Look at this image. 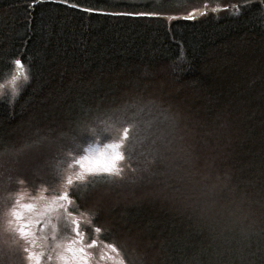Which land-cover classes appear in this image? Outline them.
Here are the masks:
<instances>
[{"label":"trees","instance_id":"trees-1","mask_svg":"<svg viewBox=\"0 0 264 264\" xmlns=\"http://www.w3.org/2000/svg\"><path fill=\"white\" fill-rule=\"evenodd\" d=\"M185 1L170 10L138 5L157 16L133 19L55 0L31 10V0H0V87L23 68L28 75L14 98L0 96V170L46 150L49 164L41 158L28 178L55 189L53 150L81 135L84 123L151 121L161 133L153 181L94 187L74 204L101 227V242L125 264H264V3L223 0L227 11L171 15L189 7ZM202 132H214L217 144ZM202 143L218 148L217 170L199 167ZM108 192L115 200L131 194L129 202H110Z\"/></svg>","mask_w":264,"mask_h":264},{"label":"rangeland","instance_id":"rangeland-1","mask_svg":"<svg viewBox=\"0 0 264 264\" xmlns=\"http://www.w3.org/2000/svg\"><path fill=\"white\" fill-rule=\"evenodd\" d=\"M193 1L186 0L185 4H188L189 7L182 11H176L175 14L171 15H176L178 13V15L180 16H194L202 13L204 10L207 9H219L223 7L226 3H224L223 0H201L198 2H196L197 0ZM151 2L163 3V6L167 10L180 9V5L184 3L183 0H169L170 5L172 4L174 6L171 8L168 7L166 4L168 0H151ZM25 74L27 75V72L23 68L20 70V73L16 75V81L12 80V76L8 81L4 82L0 87V96L14 98L16 94L19 93L20 87L25 84L23 82ZM116 126L119 127V124H116ZM150 132L151 133L147 136V138L143 139L142 141L137 140L133 142L130 140L128 149L125 148V161L121 165L119 163L118 170L114 171L112 175L93 177L85 173V181L92 180L94 181V184L91 187L82 189L81 196L89 190H92L94 187L99 186H119L118 189H124L127 187L130 188V185H132L131 187H137L139 185H144L149 182H152L153 176L151 173V165L153 164V159L156 156L155 151L153 150L161 141V133L158 132L157 126H153ZM119 135H123V133L120 132L118 134L117 132H112L109 136H101L99 138H93L88 133H85L83 134V139H81V135H79L77 136L76 143H79L81 147L77 152L73 153V155L78 158L79 155H82L83 148L87 147L89 144H98L100 142H108L112 140L118 141L120 140ZM141 135H143V133H141ZM203 135L206 139H211L217 144V138L214 132L213 134L209 132H202V136ZM153 140L156 141L155 144L152 143ZM212 144L217 146L214 143ZM72 145L73 141L71 139L69 141H66L65 144H63L62 142L61 146L53 150L54 152H56L59 161H61V157H63V153L67 151V148ZM122 146H126L125 141H123ZM200 147L202 148V151H204L205 156H195L197 162L200 164L199 167L202 168L203 172L209 170L214 171L216 169L214 165V162L216 160L215 157H217V154H214V150H218V148L216 147V149H213L212 147H210L211 149H209L208 144L206 143L200 144ZM49 153L50 152L46 150H41L32 159L21 160L24 161V163L20 164V166L16 168H6L3 166V170H0V264H35L37 257L35 255H32L30 257L29 254L43 252V250L38 248L39 246H43V248H52L57 247V245H59V250L62 248V246H67L65 242L67 238L72 235L70 227L65 225H61L58 230H55L56 226L58 224H61V221L59 219V217L61 216V210L59 208V205H53L52 203L55 195L59 194L61 191L66 189L67 185L60 179L55 178V180L58 181L55 185L56 188L51 189V187L47 186L49 185V183H47L45 179L41 183L33 184L31 183V181H29L28 178V172L30 167L36 165V163L41 158L44 160L46 165L49 164ZM29 161H33L32 165H30ZM17 163L18 161L14 162V164ZM57 163L58 162L56 161L55 164L57 165ZM182 163L183 160L180 155L177 156L176 164L179 165ZM64 167L66 168V165H64ZM73 167L76 171H83L76 165H73ZM52 174L53 173H51V175ZM70 174V171L66 172L65 177ZM54 175L55 173L52 176L54 177ZM218 177V174L215 173L213 181L219 180ZM104 190H108V188H105ZM12 192L15 195L11 200L10 198H8V196ZM109 194L110 193L108 192L107 194H105V196L106 198H108V200H110V202H120L123 204L127 203L126 201L129 202L130 197L127 196L131 195L128 193H121L120 195L122 196V198L115 200L112 198V195ZM28 203L35 205L33 210L29 211L22 207V205ZM68 203V201L63 202V204L65 205V212L67 211ZM72 207L75 208L76 206L72 205ZM91 207L94 208L95 206ZM15 210H19L26 221L34 222L36 219L45 220V231L37 232L34 241L21 237L18 233L19 223L11 215V213ZM73 218L82 222V227H85L86 234L88 230H90V232L92 233H88L86 235V242L90 241L91 239H96L98 241L97 246L92 248V252L96 254L99 259V262H101L102 258L104 260V264H125L123 259H121L120 253L117 250L113 252L107 247V245L100 242L101 240L97 235L93 234L92 227L90 225V218L86 214L79 212V214H77L76 216L68 218L69 225L70 219ZM44 237H47V239H44ZM141 237H143V235H141ZM129 240L130 239H128V241ZM148 241L149 240L147 239V242ZM33 243L36 244V247L32 246ZM49 257H52V255H45L46 259H49ZM94 264L97 263L95 262Z\"/></svg>","mask_w":264,"mask_h":264},{"label":"snow or ice","instance_id":"snow-or-ice-1","mask_svg":"<svg viewBox=\"0 0 264 264\" xmlns=\"http://www.w3.org/2000/svg\"><path fill=\"white\" fill-rule=\"evenodd\" d=\"M42 2V0H31L27 4L29 10L34 9V7ZM55 2L63 4L72 9H77L83 13L96 14V15H105V16H121L129 18H153L157 16V13L154 11H137L135 10L138 5H149L151 0H104L105 7H100L96 0H93V3L88 7H81L80 0H55ZM253 2L264 3V0H253ZM106 7H115L123 8V11H107ZM221 10L227 11V7H223ZM239 11V6H237ZM207 15V13H205ZM184 19H193L194 17L188 16L183 17ZM15 68L23 67V62L20 58H16L12 61ZM13 81L17 80L16 76L12 77ZM28 76L24 75V83H27ZM139 113H136V116H139ZM119 124V127L116 126ZM127 124L128 126H124ZM143 124V127H141ZM79 126V125H78ZM151 121H143L142 119L137 120L134 117L125 119H119L116 122L109 123L108 120L101 119L96 117L92 123V126L84 123L80 127L81 139L84 138L83 133H88L93 138H99L101 136H109L112 132H120L123 135H119L121 142L126 140H131L133 142L137 140L146 139L150 134ZM131 129V131H130ZM143 133V135H141ZM77 137L73 136L72 141L73 145L67 148V151L63 153V158L59 161L55 167L54 178H58L63 181L67 188L61 191L59 194L55 195L53 198V205H59L61 210V216L59 217L61 224L56 226L55 230H58L61 225L70 227L73 239L70 243L65 246L64 251L71 254L76 261V264H88V255L87 249L94 248L97 246L98 241L96 239H91L86 242V230L85 227H82V222L77 219H70V225L68 224V218L74 217L79 214L78 207H72L78 199L81 197V190L93 186L94 181L88 180L85 181V173L90 176H108L111 175L114 171L118 170V165L121 161L125 159L124 154L120 151L122 144L121 143H103L102 147H98L96 144H89L88 147L83 148V155H79L78 158L73 155L80 149V144L76 143ZM153 144L156 143L155 140L152 141ZM168 143H171L169 141ZM167 147V146H165ZM153 151H157L154 149ZM66 165V168L64 167ZM73 165L78 166L83 171H76ZM71 172L70 175L65 177L66 172ZM74 177V178H73ZM64 201H68L67 211H64L65 205ZM23 208L31 211L34 209L35 205L28 203L22 205ZM15 220L19 223L18 233L21 237L35 240L37 232H43L46 228V222L43 219H36L33 221H26L24 216L19 210H15L11 213ZM50 223V221H49ZM101 227L92 228V232L95 234L101 233ZM47 239V237H44ZM54 239V237H53ZM33 247H36V244L33 243ZM59 247V245H57ZM107 247L113 252L116 251L114 245L107 244ZM27 251V250H25ZM30 257L35 255L36 262L35 264H41L44 253H31ZM59 255V254H58ZM51 259V257H49ZM66 264V262H65Z\"/></svg>","mask_w":264,"mask_h":264},{"label":"flooded vegetation","instance_id":"flooded-vegetation-1","mask_svg":"<svg viewBox=\"0 0 264 264\" xmlns=\"http://www.w3.org/2000/svg\"><path fill=\"white\" fill-rule=\"evenodd\" d=\"M98 235V234H96ZM73 235H71L69 238H67L65 244L68 245L70 241L73 239ZM101 242V241H100ZM102 243V242H101ZM41 250H43L44 256L41 260V264H76L75 258L64 251V246H62L61 249L58 250L59 247H52V248H43V246H39ZM88 255V264H94L95 262L97 264H104V260L101 258V262H99L98 257L95 253L92 252V248L86 250ZM59 254V255H58ZM45 255H52L51 259H46Z\"/></svg>","mask_w":264,"mask_h":264}]
</instances>
